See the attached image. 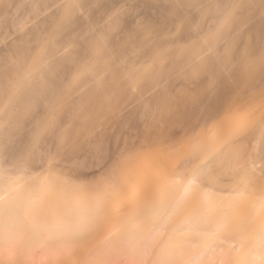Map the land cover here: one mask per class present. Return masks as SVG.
<instances>
[{
  "label": "bare ground",
  "instance_id": "6f19581e",
  "mask_svg": "<svg viewBox=\"0 0 264 264\" xmlns=\"http://www.w3.org/2000/svg\"><path fill=\"white\" fill-rule=\"evenodd\" d=\"M138 1L146 0H0V255L9 251L6 258L0 256V264H21L22 258L25 262L20 257L30 254L23 253L30 246L18 251L20 237L41 240L31 243L42 246L43 257L48 255L52 250L47 241L55 240V230L67 225L71 229L79 220L91 221L98 205L100 221L107 226L101 235L99 227L97 237L90 235L77 248L73 243L75 251L67 246L74 253L64 256L63 248H58L68 239L65 227L58 233L65 241L56 236V245L62 244L57 248L55 241L50 243L58 259L51 260L49 253L44 264L55 259L58 264H79L76 257L95 248L129 250L146 237L151 243L158 240L159 252L182 249L178 257L174 252L168 259L162 252L160 259H167V264L169 259L180 260L186 250L192 261L200 250L207 254L217 245L228 250L234 243L239 249L236 253L231 248L230 264H264V0H162L168 6H163L164 14L161 11L164 20L158 14L161 21L158 16L140 17ZM204 74L208 80L201 81V91L215 95L222 87L220 81L215 85L218 76L224 79L225 91L214 98L217 104L208 105V100V109L187 124L186 108L202 103L196 80ZM178 80L181 83L176 85ZM161 94L166 95L159 104L156 96ZM149 101V118L155 122L147 124ZM134 109L144 110L135 112L134 120L146 111L139 120L145 119L147 129L141 121L144 131L134 128L138 137L131 131L137 138L129 137L133 145L122 147L119 157L120 142L116 145L112 170L108 152L95 147L97 137L100 133V140L102 136L117 139L122 126H112L117 127L113 133L119 131L114 135L109 126L124 121L129 111L133 118ZM52 126L55 136L49 134ZM50 127V139L57 141L56 146V141L51 143L55 151L51 144H43ZM106 141L98 143L104 148ZM90 142H95L92 147L99 149L98 155H106L102 164L109 161L110 166L103 177L98 174L102 178H96L94 170L103 169L102 155L97 162L101 166L88 163L96 175L87 182L88 172L93 171L86 165L83 179L88 184L83 186L84 180L64 165L72 158L65 155H80L86 146L82 154L90 153ZM42 148L51 154H42ZM63 156L68 157L66 162ZM82 162L76 161L79 168ZM77 234L84 237V232ZM38 244L32 250L41 252ZM189 250L196 257L192 253L190 257ZM214 250L208 253L214 255Z\"/></svg>",
  "mask_w": 264,
  "mask_h": 264
},
{
  "label": "rangeland",
  "instance_id": "374dc122",
  "mask_svg": "<svg viewBox=\"0 0 264 264\" xmlns=\"http://www.w3.org/2000/svg\"><path fill=\"white\" fill-rule=\"evenodd\" d=\"M149 1H151V2H149ZM152 1H153V0H146V1H144L143 3L140 1L141 4H140L139 1H138L139 3L137 2L138 4H140L139 6H141V5L144 6V7H142V6H141V7H138V8L140 9V10L138 9V11H139L140 14H141L140 17H142V18L144 17V18L147 19V18L150 17V16H151V17H157V16H158V17H157L158 19H160V17H162V19L164 20V16H163V14H164V9H165L164 7H165V5L168 6V4H166L167 2H165V1L163 2L162 0H154L153 3H155V4H152ZM156 1H157V3H156ZM158 1H160V2H158ZM137 3H136V6H138ZM150 3H151V4H150ZM164 3H165V4H164ZM158 4H159V6H157ZM136 6H135V7H136ZM148 6H149V7H148ZM163 6H164V7H163ZM167 6H166V8H167ZM147 7H148V8H147ZM143 8H144V10H146L147 12L144 11V10H142ZM150 8H151V10H150ZM156 8H157V9H156ZM162 8H163V9H162ZM152 9H153V11H152ZM162 10H163V11H162ZM143 11H144V12H143ZM158 11H159V12H158ZM161 11L163 12V14L161 13ZM141 12L144 13V14H142ZM154 12H155V13H154ZM151 13H154V14H157V15L154 16V14H151ZM160 13H161V15H160ZM158 14L160 15V17H159ZM143 15H145V16H143ZM147 15H148V16H147ZM195 16H196V15H195ZM151 17H150V19H151ZM148 19H149V18H148ZM160 21H161V19H160ZM128 22L130 23L129 20H128ZM0 52H1V51H0ZM204 75H205L204 77L201 76L198 80H196V82H198V84H197V89H196V90H199V89H200V92L203 94V95H202V98H203L202 103H203V104H202V103H199V102H198V103H192L191 106H188V107L186 108L185 111H187V112H185V115H184V121L186 120V118H188V119L185 121V123H187V124H188V120H189L190 122H192L191 119H192L193 116L195 117V115L198 114L199 112H200V113H203V109H204V112H205L206 109H208V107H209V106H207V104H208L209 102L212 103V104H211V103L208 104V105H211V106L217 104V103H214V101L216 100V98H217L218 96H220V97L223 96L222 94H223L224 91H225V89H224V85L222 84V83H224V82H223L224 79L221 78L220 76H218L220 80L217 79V77H216V78L214 77L215 79H217V80H215V81H217V84H216V82H215V85H218L219 81H220V83L222 84V85H221V84L219 83V86H222V87H221V88L218 87V88H220V90L218 91V89H217V91L215 92V93H216L215 95L210 94L211 92L208 93L209 90H206V89H203V90L201 91V85H203V83H204L203 81H207V80H208V75H207V74H204ZM206 76H207V77H206ZM202 78H203V79H202ZM205 78H207V79H205ZM201 79H202V80H201ZM201 81H202L203 83H202ZM180 83H181V81L178 80V82H177L176 85H178V84H180ZM195 84H196V83H195ZM169 86H170V85H169ZM169 86H168V87H169ZM168 87H166V88L169 89L170 87H169V88H168ZM199 87H200V88H199ZM198 88H199V89H198ZM204 90H205V91H204ZM221 90H222V93H220ZM157 91H158V94H159V92H161V90H160V91L157 90ZM155 92H156V91H155ZM155 92H154V94H155ZM206 92H207V93H206ZM162 93H165V92L163 91ZM207 94H208V95H207ZM218 94H220V95H218ZM155 95H156V94H155ZM155 95H153V93H152L151 96L155 97ZM163 95H164V97H165L166 94H161V96H160V97H161V100H159L160 97L158 98V95L156 96V99H158V103H159V101H161L159 104L162 103V97H163ZM206 95L208 96V99H207V96H206ZM217 95H218V96H217ZM215 96H216V97H215ZM164 97H163V99H164ZM212 97H213V98H212ZM220 97H219V98H220ZM204 98H206V99H204ZM209 98H211L213 101H212L211 99H209ZM214 98H215V100H214ZM153 99H155V98H153ZM153 99H152V97H151V100H153ZM151 100H150V101H151ZM208 100H210V101L208 102ZM150 101L148 102L149 105L145 104L146 106H148L149 109H150V107H149V106H150ZM153 101H156V100H153ZM153 101H152V103H153ZM218 101H219V99H218ZM155 103H157V101H156ZM155 103H153V104H155ZM158 103H157V104H158ZM204 103H205V105H204ZM157 104H155V106H156ZM200 104H201V105H200ZM146 106H145L144 110H146ZM152 106H153V105H152ZM155 106H154V107H155ZM200 106H201V108H200ZM216 106H217V105H216ZM143 107H144V106H143ZM154 107H153V108H154ZM199 108H200V109H199ZM198 109H199V110H198ZM132 110H133V109H132ZM132 110H131V111H132ZM137 110H138V109H137ZM137 110L135 111V109H134V113H133V111H132L133 115H131V117L134 116L133 118H130V114H131V112L129 111V113H127L128 115H126L128 118L125 117V118L123 119L124 121H122L121 123H115L114 125L109 126V127L117 126V124L119 125V126H117V127H119V128H120V126H122V130L119 129V130L121 131L120 133H119V131H118V132H115V130H114L115 133H117V134L119 133V134H118L119 137H121V136L123 135L121 138H119L118 135L116 134L117 136H116V135H115V136L118 137V138H117V139L114 138L113 141L111 140V139H112L111 131H112V133H113V129H115V128L117 129V127L108 128L109 130L112 129V130L110 131V136H111V139H110V140H109L108 138H105V136H102V137H101V140H103L102 143H104L106 140H109L108 142H110L111 144H110V143L108 144L107 141H106L107 143H105V144H108L110 148H108V146H106L105 144H103L104 148L100 146L101 143H98L99 141H101V140H100V133H99V136L97 137V138H99V141L97 140V138L95 139V140L98 141V142L96 141V144H97V145L95 144V147H99V149H103L102 151H104V152H108V153H106L107 156L105 155L106 158L108 157V155H110V157H111V159H110V157H109V159H110V161H111L110 163H111V165H114V166H111V169H112V170H114V169L116 168V164H115V163H116V162H115L116 160L114 161V160H112V159H113V158L116 159L117 157H119V156L121 155L120 152H122L124 148H131V146L133 145L132 142H134V141H132V142H131V141L128 142V141H129V137H132L133 134L137 135V137L139 136L137 133H135V131L133 132L132 130H135V129H136V132L139 130V132L141 133V131L143 132L145 129H147L146 126H147L148 123L150 124V123L155 122V121L152 122L151 119H150V118H152V117L149 115L151 109H150V110L147 109V113H148V111H149V113H148L149 116H147L146 111H145V114H144V113H143L144 110L142 109V110H143L142 114L140 113V114H139V117H136V120L140 121L139 118H141V117H142V118H145V117L147 116L146 119H149L151 122L148 120L149 122H147V124H146V123L144 122L145 119H144V121L141 120V121H143L144 123L141 122V121L138 122V121L134 120V119H135V115H137L138 112H141V111H142V110L140 111V109H139V111L137 112ZM135 112H137V114H136ZM195 112H196V113H195ZM143 114L146 115V116L143 117V116H142ZM192 114H193V115H192ZM140 115H141V116H140ZM188 116H189V117H188ZM149 117H150V118H149ZM137 118H138V119H137ZM142 118H141V119H142ZM127 119H128V120H127ZM129 119H130V120H129ZM132 119H133V120H132ZM153 120H154V119H153ZM127 121H129V122H127ZM130 121H131V122H130ZM133 122H134V124H133ZM123 123H124V124H123ZM126 123H127V124H126ZM138 123H139L140 125H139ZM142 123L145 124V125H144V126H145V127H144V130H141V129H143V128H141V127H143ZM122 124H123V125H122ZM125 126L127 127V128L125 129V132H126V130H128V129L130 130V131H128L129 134L126 133V135H125V132H124V130H123V129L125 128ZM129 126H130V127H129ZM137 126H139L138 129H137ZM148 126H150V125H148ZM52 127H53V133H49V132L52 131ZM52 127L49 128L50 130L47 132V134L49 133L50 135L55 136V135H54V133H55V132H54V126H52ZM134 128H135V129H134ZM101 129H102V128H101ZM101 129H100V130H101ZM104 129H105V128H104ZM104 129H103V130H104ZM106 129H107V127H106ZM116 131H117V130H116ZM131 131L133 132V134H132ZM100 132L102 133L103 131L101 130ZM107 132H108V131H106V133H107ZM139 132H138V133H139ZM103 133H105V130H104ZM108 133H109V132H108ZM108 133H107V134H108ZM115 133H113L112 135H114ZM140 133H139V134H140ZM49 134L46 135V133H45L44 136H45V135L48 136L49 139H50V137L53 138V137L50 136ZM107 134H106V137L108 136ZM121 134H122V135H121ZM127 134H128V135H127ZM101 135H102V134H101ZM104 135H105V134H104ZM130 135H131V136H130ZM135 135H134V136H135ZM24 136H25V135H24ZM46 136L44 137V141H43L44 143H43V144H46V145H47V144L55 143L54 141H56V138H54V139H55L54 141H51V139H50L49 143H46L45 140L48 139V137H46ZM115 136H113V137H115ZM126 136H128V137H127L128 140H127V139H126V141L122 140V138H123V137L126 138ZM134 136H133V137H134ZM108 137H109V136H108ZM133 137H132V138H133ZM137 137H135V139H134V138H133V139L136 140ZM45 138H46V139H45ZM109 138H110V137H109ZM125 138H124V139H125ZM49 139H48V140H49ZM104 139H105V141H104ZM133 139H132V140H133ZM23 140H24V139H23ZM23 140H21V142H22ZM48 140H47V141H48ZM130 140H131V138H130ZM116 141H117L118 143H117ZM122 141H124L123 143L126 142V143L129 144L130 146H128L126 143H125V145H124V144L122 143ZM115 142H116V144H115V147H116V148L114 149V147L112 146V144H114ZM119 142H120L121 146H119V145H120ZM90 143H91V144H90ZM90 143H88L90 146L87 144V145L89 146V147H88V150H89V151H88V150H87V151L91 153L92 150L95 149V151H96L97 148H95L94 146L92 147V143H95V142H90ZM43 144H42V147L45 148L46 146L44 145V146H45V147H44ZM56 144H57V141H56V143H55V146H56ZM98 144H99V146H98ZM117 144H119V145H117ZM53 145H54V144H53ZM81 145H82V144H81ZM81 145H80V147H81ZM110 145H111V146H110ZM116 145L119 147V148H118L119 150H120V147H121V149H122L121 151H117L118 154L115 153V152H116L115 150L117 149V146H116ZM19 146H20V143H19ZM22 146H23V145L21 144L20 148H21ZM50 146H52V144H51ZM83 146L85 147V146H86V143H85ZM105 146H106V148L109 149L108 151H106L107 149L104 150V149H105ZM124 146H125V147H124ZM52 147H53V146H52ZM80 147H78V148H80ZM86 147H87V146H86ZM86 147H85V149L82 147V149H84V152L86 151ZM100 147H101V148H100ZM122 147H124V148H122ZM43 148H42V150H41V152L43 151L42 154H44V151H45ZM48 148H49V150L51 149V147L47 146V149H48ZM54 148H55V147H53L51 150H54ZM78 148H77V149H78ZM112 148H113V149H112ZM18 149H19V147H18ZM21 149H23V147H22ZM21 149H20V150H21ZM45 149H46V148H45ZM77 149H75V150H77ZM82 149H81V150H82ZM90 149H91V150H90ZM99 149H98V150H99ZM110 149H111L112 151H111ZM51 150H50V151H51ZM78 150H80V149H78ZM78 150H77V151H78ZM81 150L79 151V152H81V153H80L81 156H80L79 154H77L76 152H75V154H77V156L74 155V153H73L74 150H73V152H72V153H73V156H71L72 154L65 155V156H68L69 158L72 157V158L69 159V160H72V159L74 158V159H73V162H72V161H71V162L74 163L75 165L78 164V163H76V161H77V162H79V161H80V162H82V161L85 162V163H83V162L81 163V168H79V167H80V164L77 165V167L81 170L80 172H79V169H77V168H76L77 171H75L74 164L71 165V164H70V161L67 159L68 157H65V156H63V159H64V158L67 159V163H64V165L66 164L65 166H66L67 168H71L70 170H73V172L78 173V175H77L76 173H73V172L71 171V172L73 173V175L75 174L76 176H78V177H77L78 179H79V176H80L82 179L85 178V176H86L88 173H89L88 176H86V180H87V182H90V181L92 182V181H93V178L90 179V176H92V177L94 176V179H95V175H96V174H97L96 178H98V176H99L100 178H102L103 175H104V173H105V172H103V171L106 170L105 168H106V166L109 164V161H108V162L106 163V165H105V162H106L107 159L105 158L104 155H102L103 152L99 151V153H100V152L102 153V154L100 153V155H102V156L100 157L101 164L103 163V158H102V157L104 156V158H105V162H104V164H102V166H101L100 161H99V163H97V162H98V159H99L98 156H100V155L97 154V153H98V150L95 152V154H94V151H93V154L95 155V158L97 157L96 161H94L95 158H94V159H91V158H93V157H92L93 154H92V156H91L90 153L86 154V153L83 152L84 154H82V151H83V150H82V151H81ZM54 151H55V150H54ZM109 151H111L110 153H112L113 155H114V153L117 154V157H116V155H114L115 157H112V155L109 154ZM114 151H115V152H114ZM41 152H40V153H41ZM45 152L48 153L49 151L46 150ZM79 152H78V153H79ZM38 153H39V152H38ZM47 153H46V154H47ZM49 153H50V152H49ZM52 153H54V152H52ZM119 153H120V155H119ZM19 154H21L20 151H19ZM42 154H40V157L42 156ZM50 154H51V153H50ZM85 154H86V156H85ZM89 154H90V159H88V158H89V157H88ZM37 155H39V154H37ZM69 155H70V156H69ZM96 155H97V156H96ZM37 157H39V156H37ZM75 157H79V159H80V157H81V158H84V160H83V159L77 160V158H75ZM86 157H88V158H86ZM65 159H64V160H65ZM75 159H76V160H75ZM85 159H86V160H85ZM101 159H102V160H101ZM64 160H63V161H64ZM81 160H82V161H81ZM89 160H91V161H89ZM74 161H75V162H74ZM93 161H94V162H93ZM64 162H66V160H65ZM86 162H87V163H86ZM95 162L97 163L96 165L100 164L101 168L103 167V169H101V172H100V169H97V171H96V170H94V169H95V168H94L93 170L95 171L96 174H95L94 171L91 169V167L93 168V166L96 167ZM113 162H114V163H113ZM68 163H69V165H68ZM88 163H91V165H92L93 163H94V164H93V166L90 167V164H88ZM83 164H84L85 166H84ZM67 165L70 166V167H68ZM86 165H89V169H91V170L93 171V173L90 174L91 171L88 172V173H86V172L88 171V169H85V170L83 169V168L88 167V166H86ZM104 165H105V166H104ZM71 166H72V167H71ZM98 166H99V165H98ZM98 166H97V168H99ZM109 166H110V164H109ZM73 167H74V168H73ZM108 169H110V168L107 167V172H108L109 174H111V173H112V172H111L112 170H108ZM83 170H84L85 173H86L85 176L83 175V173H84ZM102 172H103V174H101ZM110 172H111V173H110ZM85 173H84V174H85ZM99 173H100V175H101L102 177H101L100 175H98ZM80 174H81L83 177H82ZM92 174H93V175H92ZM94 174H95V175H94ZM105 174H106V173H105ZM75 175H74V176H75ZM107 175H108V174H107ZM88 178H89L90 180H89ZM82 179H80V180H82ZM83 180H84V179H83ZM81 182H82V181H81ZM85 182H86V181L84 180V182H83L84 185L82 184L83 186H85L86 184H88L87 182H86V184H85ZM86 186H87V185H86ZM99 207H100V206L98 205V209L94 210V212H93V214H92V215L94 216L93 219H92V217H90L89 220L91 219V221H88V220L86 221L87 223L89 222V223H88V226H87V223L85 222L87 227L84 226V225H85L84 221H82V222L84 223V225H83L82 222L79 220V222H77V224H75L76 229H75V226H73V225H72L73 227L70 225V226H71V229H70L69 227H67V226H68V225H67V226H64V228H62L63 226H62V227H59V228H58L59 230H55V233H54V231H53V233L56 234V233H57L56 231H58V233H60L59 231H63V229H65V227L67 228V231H68V228H69V231H68L69 233L66 232L69 236H67V234H63V235H65L64 237L67 236L65 239L68 238L67 241H66L67 243L64 242V241H65L64 238L62 239V240H64V241H61V235L59 236L58 233H57V235L54 236V239H55V240H54V241H55V244H54V245H56V242H58V241H61L62 243L64 242L63 244H62L61 242H59L60 244L57 243L58 245H56V247L58 248V246H60V245L62 244L61 247H59L60 249L58 248V250H62V248H63V251H60V252H62V254H63L64 256H67V255H69V254L71 255V252H72V254L74 253V251H75L76 249H75L74 246H73L74 248L72 247L73 243L76 245V248H77V245L80 243V241H81V245H82L83 242H85V241L87 240V237H89L90 235H93V234H94V236H96V235H98V234L101 235L102 230L106 229V227H107V226H105L106 224L104 223V224H105V225H104L103 223H101V221H102V220L100 219L101 216L98 215V214L101 213ZM99 211H100V212H99ZM72 215H74V214H71V217H72ZM69 217H70V216H69ZM81 218H82V217H81ZM84 218H85V217H84ZM84 218H82V219L84 220ZM82 219H81V220H82ZM85 219H86V218H85ZM87 219H88V218H87ZM98 220H99V221H98ZM100 220H101V221H100ZM80 222H81V224H79V225H80V226H79L78 223H80ZM96 222H98V223H100V224H98V223L96 224ZM77 225L79 226V228L83 226V227H86V229H85V228H84V229H83V228L78 229V226H77ZM81 225H82V226H81ZM97 225H101L102 227H101V226H97ZM99 227L102 228V229L100 230ZM61 228H62V229H61ZM60 229H61V230H60ZM81 229H83L84 237L82 236L83 234H81V236H82L85 240H84L83 238H78V237H76V236H78V234H77L78 231H79V234H80V233H83V232H80ZM87 229H88V230H87ZM65 230H66V229H65ZM99 230H100V231H99ZM70 231H71V233H70ZM85 231H86V232H85ZM92 231H93V232H92ZM98 231H99V233H98ZM160 231H161V233H162V232H163V228H162V230H160ZM75 232H77V233H75ZM157 232H158V234H159V229H158ZM53 233H52L51 235H53ZM61 233H62V232H61ZM97 233H98V234H97ZM154 233H155V232H154ZM154 233L150 234V236H152L151 239H153V238L155 237ZM76 234H77V235H76ZM87 234H88V235H87ZM73 235H74V236H73ZM75 235H76V236H75ZM153 235H154V236H153ZM156 235H157V233H156ZM56 236H57V237L59 236V237H60V240H58L59 237H58V239H56V238H55ZM150 236H148V237H150ZM72 237H74V238L72 239ZM75 237H76V239H75ZM79 237H80V235H79ZM96 237H97V236H96ZM35 238H36V237H34L33 239H35ZM37 238H39V237H37ZM48 238H49V237H48ZM146 238H147V237H146ZM146 238H145V239H146ZM33 239L31 240V238H30V239H28V240H29V241H28L27 239H23V238H21V237L18 238V240H17V248H18V251H19L20 248H22L23 246H24L23 249H28V247L30 246L29 251H28V250H26V251L23 250L24 252H23V251H20V253H18V254H21V253L23 252V253L25 254V252H27V253L30 252V254H27V256H25L24 254H22V255H24V256H21V257H20V258H22V257L26 258V259H25V262H23V260H24L23 258H22L23 260L21 259L22 261L19 259V262H21V264H22V263H23V264H31V263H32V264H33V263H34V264H42V263H43V264H44V260L47 261L49 253H51V255H49V256H52V257H49V258L52 260V259L54 258L53 256H55V254H56V253H54V252H56V251L53 252V250H54L53 248H54L55 246L53 247V245H52L53 248H51L50 243H52V242H54V241H52V240L47 241L48 243L50 242V243H49V246H48V244H45V246L50 247L49 250H52V252H53V253H52L51 251H48V249H47V250L45 249V250H46L45 252H47V251L49 252L48 255H45V256H47V258H46L45 256H44V257L42 256L44 253H42V250H43V249H41V247H42L41 244H40L41 247H39V244H38V243H41V242H39V241H41V240H39V239H35V240H33ZM78 239H79V240H78ZM81 239H83V241H82ZM145 239H143L144 241H142V242L139 241V242H141V244H137V246L135 245L136 247L134 246V247L132 248L133 244H132L131 246H129V247H128V245H127V247H128L129 250H127V248H125V249H126L127 251H129V252H126V250H124V248L122 247L123 245L121 246L123 250H122L121 248H119L120 251L118 250V247H116L117 249H114L112 246H110V247L108 246V247H104V248H99V249H98V248H97V249L95 248L96 251H95V250H92L91 252H86V253H84L80 258H77V257H76V259H81V260H78L77 263H79V264H87V263L91 264L90 262H91L92 260H93V261L96 260V261L98 262V263H96V264H167V261H168V260H167V259H168L167 257L170 256L169 254H170L171 252H169V253L166 252V254H165V252L162 250L163 254L167 255V256L165 257V258H167V259H165L164 257H162V258L164 259V261H162L163 259H160V258H161L160 256H162V252H159V251H161V249L158 247V246H159L158 243H157L158 240H157V242H155L156 240L154 241V239H153V241H154L155 243H151V241H149V239H148V241H147V239H146V241H145ZM155 239H156V238H155ZM22 240H23V241H22ZM57 240H58V241H57ZM68 240L70 241V243H68ZM31 241H37V242H38V243H37V244H38V248L41 249V250H40L41 252H39V250H38L37 248H36V249L38 250V252H36V251H37L36 249H35V250H32V249H34L35 247H37V244L35 245V242H33V243H34V245H33V244L31 243ZM78 241H79V242H78ZM153 241H152V242H153ZM28 242H29V243H28ZM144 242H146V243H145V244H142V243H144ZM231 242H232V241H231ZM233 242H234V241H233ZM235 242H236V241H235ZM18 243H19V244H18ZM65 243H66V244H69L70 246H69V245H64ZM150 243H151V246H150ZM191 243H192V242H191ZM191 243H189V245H188V246H189V249H190V245H191L192 248H193V244H191ZM193 243L196 244V242H193ZM229 243H230V241H229ZM31 244H32V245H31ZM52 244H53V243H52ZM152 244H153V245H152ZM226 244H227L226 246H228V247L230 246L228 243H226ZM236 244H238V243L236 242ZM42 245H43V244H42ZM81 245H80V246H81ZM143 245H144V246H143ZM196 245H197V244H196ZM234 245H235V243L232 244V246H233L234 249H235V248H238L237 245H235V247H234ZM33 246H35V247H33ZM67 246L70 247V248L72 247V249H73L74 251H73V250L71 251V249H69ZM155 246L158 247V248H157V252H158V253L156 252V249H155L156 247H155ZM25 247H26V248H25ZM31 247H32V248H31ZM64 247H65V248H64ZM111 247H112L113 249H112ZM125 247H126V246H125ZM130 247H131V248H130ZM152 247H154V248H152ZM199 247H200V246H199ZM199 247H198V246L195 247V250H196V248H197V250H198ZM239 247H240V245H239ZM44 248H45V247H44ZM46 248H47V247H46ZM57 248H55V250H57ZM134 248H135L136 250H135ZM150 248H151V250H149ZM200 248H201V247H200ZM214 248H215L214 251H216L217 253L215 252L214 255L211 254V253L209 254L208 252H213V249H214ZM214 248H213V246L210 247L211 250L208 248V250H207V254H205V253H206V252H205L206 249H205V251L202 250L203 253L205 252L204 254H203V253H200L201 250L199 249L200 251H199V250H198V251H199V253L202 254V255H200L201 257H199V253H196V254H198V255H197V259H196V260L194 259V260H195V261L199 260L197 264H203V263H205V264H226V262H227V264H230V262H228V261H231V260H228V258H229V256H230L229 259H231V258L234 256L233 253H232V252H233V250H232L233 248L230 246V248H228V250H227V249L225 250V249L220 248L218 245H217V246H214ZM226 248H227V247H226ZM231 248H232V249H231ZM131 249H132V250H131ZM140 249H141V250H140ZM152 249H154L155 251L152 250ZM159 249H160V250H159ZM187 249H188V247H187ZM218 249H219V250L221 249L220 251H221V252L224 251V253L229 251V253H226V254L223 253V254H221L220 251H219ZM229 249H230V250H229ZM238 249H239V248H238ZM21 250H22V249H21ZM58 250H57V251H58ZM121 250H122V251H121ZM130 250H131V251H130ZM143 250H144V251H143ZM179 250H180V249H179ZM179 250H178V252H180L182 249H181L180 251H179ZM185 250H186V248H185ZM217 250H218V251H217ZM236 250H237V249H235V251H236ZM6 251H7V250L5 249L4 252H3L4 254L2 253V255H0V256H1V257L4 256L3 258H6V255H7L8 252H9V251H8V252H6ZM32 251H33V252H32ZM43 251H44V250H43ZM148 251H149V252H148ZM151 251H154L155 253H154V252H151ZM186 251H187V250H186ZM186 251L182 253L183 256H182V255H179V257H182L180 260L177 259V258H175V257H174L175 259H169V260L173 262L172 264H181V260H182V264H185L186 259H188L190 262H188V260H187L186 264H189V263L194 264V260L192 259L193 263H192V261L190 260L191 258H194V257L190 254V253L193 254L194 251L192 250V251H193V252H192V251L189 250V251H190V252H189L190 255H189V254H188V255H189L190 257L192 256L191 258H188V256H185V254H187ZM35 252H36V253H35ZM125 252H126V253H125ZM136 252H137V253H136ZM174 252L176 253V255H174V256H177V255H178V252H176V251H174ZM174 252H172V253H174ZM195 252H196V251H195ZM230 252H231V253H230ZM237 252H238V250L236 251V253H237ZM6 253H7V254H6ZM32 253H33V255H32ZM37 253H38V254H37ZM39 253H42V254L39 255ZM66 253H68V254L66 255ZM152 253H153V254H152ZM172 253H171V254H172ZM180 253H181V252H180ZM180 253H179V254H180ZM184 253H185V254H184ZM236 253H235V254H236ZM15 254H16V253H15ZM52 254H54V255H52ZM157 254H158L159 257H158V256H155V255H157ZM208 254H209V255H208ZM228 254H232L233 256L231 257V255H228ZM28 255H29V256H28ZM34 255H35V256H38V259H37V257H34ZM56 255H57V254H56ZM153 255H154V256H153ZM165 255H164V256H165ZM168 255H169V256H168ZM172 255H173V254H172ZM193 255H194V254H193ZM205 255H207L208 257L205 256ZM215 255H216V257H215ZM217 255H218V256H217ZM223 255H224V257H223ZM227 255H228V257H227ZM7 256H9V254H8ZM16 256L19 257L18 255H16ZM41 256H42V257H41ZM184 256H185V258H183ZM194 256H195V255H194ZM204 256H205V257H204ZM209 256H210V257H209ZM213 256H214V257H213ZM17 257H16V258H17ZM29 257H30V258H29ZM55 257H56V256H55ZM177 257H178V256H177ZM195 257H196V256H195ZM221 257H222V258H221ZM27 258H28V259H27ZM35 258H36V259H35ZM45 258H46V259H45ZM56 258H57V257H56ZM210 258H211V259H210ZM226 258H227V259H226ZM32 259H34V260H32ZM43 259H44V260H43ZM57 259H58V258H57ZM57 259H55V260H54L55 262L53 261V263H52L50 260H48V262H45V264H46V263H51V264H55V263H56V264H58V260H57ZM159 259H160V260H159ZM203 259H204V260H203ZM220 259H221V261H220ZM222 259H223V260H222ZM28 260H29V261H28ZM35 260H36V261H35ZM40 260H41V262H40ZM165 260H166V261H165ZM173 260H176V262L178 261L179 263H176V262L173 261ZM183 260H184V261H183ZM49 261H50V262H49ZM80 261H81V263H80ZM84 261H85V262H84ZM96 261H95V262H96ZM161 261H162V262H161ZM170 261H169L168 264H171ZM201 261H202V262H201ZM210 261H211V263H210ZM223 261H224V262H223ZM27 262H29V263H27ZM36 262H37V263H36ZM156 262H157V263H156ZM164 262H165V263H164ZM19 264H20V263H19ZM195 264H196V262H195Z\"/></svg>",
  "mask_w": 264,
  "mask_h": 264
}]
</instances>
